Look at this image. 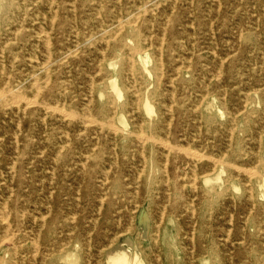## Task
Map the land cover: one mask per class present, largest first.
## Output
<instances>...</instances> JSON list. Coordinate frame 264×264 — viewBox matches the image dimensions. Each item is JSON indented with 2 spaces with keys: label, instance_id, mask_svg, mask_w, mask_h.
Masks as SVG:
<instances>
[{
  "label": "rangeland",
  "instance_id": "obj_1",
  "mask_svg": "<svg viewBox=\"0 0 264 264\" xmlns=\"http://www.w3.org/2000/svg\"><path fill=\"white\" fill-rule=\"evenodd\" d=\"M263 179L264 0H0V264H264Z\"/></svg>",
  "mask_w": 264,
  "mask_h": 264
},
{
  "label": "bare ground",
  "instance_id": "obj_2",
  "mask_svg": "<svg viewBox=\"0 0 264 264\" xmlns=\"http://www.w3.org/2000/svg\"><path fill=\"white\" fill-rule=\"evenodd\" d=\"M192 2V1H191ZM219 2V1H218ZM53 3V2H52ZM181 3V2H180ZM236 3H237V1H236ZM159 4V3H158ZM163 4V3H162ZM219 4V3H218ZM149 5V3L147 4V6ZM237 5V4H236ZM159 6V5H158ZM120 7V6H119ZM218 7V6H217ZM243 7H245V6H243ZM153 9V8H152ZM184 9V8H183ZM182 9V10H183ZM219 9V8H218ZM229 9V8H228ZM74 10H75V8H74ZM145 11V10H144ZM152 11V10H151ZM192 11V10H191ZM100 13V12H99ZM159 13V12H158ZM217 14V13H216ZM248 14V13H247ZM243 15V14H242ZM216 16V15H215ZM197 17V16H196ZM214 17V16H213ZM137 18V17H136ZM153 18V17H152ZM189 18V17H188ZM192 18V17H191ZM249 18V17H248ZM252 18V17H251ZM120 19V18H119ZM159 19V18H158ZM185 19H186V17H185ZM254 19V18H253ZM160 20V19H159ZM118 21V20H117ZM254 21V20H253ZM53 22H54V20H53ZM103 22V21H102ZM194 22V21H193ZM210 22V21H209ZM246 22V21H245ZM119 23V22H118ZM134 23V22H133ZM162 24V23H161ZM200 24V23H199ZM105 26V25H104ZM119 27H120V25H118ZM152 26V25H151ZM53 27V26H52ZM119 27H118V29H119ZM198 27V26H197ZM43 28V27H42ZM160 28V27H159ZM211 27H209V29H210ZM123 29V28H122ZM179 29V28H178ZM41 30V29H40ZM120 30H121V28H120ZM160 30H162V29H160ZM164 30H166V29H163V31ZM189 30V29H188ZM157 31V30H156ZM216 31V30H215ZM5 32V31H4ZM48 32V31H47ZM109 32V31H108ZM111 32V31H110ZM174 32V31H173ZM119 33V32H118ZM117 33V34H118ZM165 33V32H164ZM197 33V32H196ZM202 33V32H201ZM116 34V33H115ZM116 34V35H117ZM174 34V33H173ZM181 34V33H180ZM179 34V35H180ZM240 34V33H239ZM36 35V34H35ZM164 35V34H163ZM170 35V34H169ZM16 36V35H15ZM101 36H103V35H101ZM207 36V35H206ZM240 36V35H239ZM193 37V36H192ZM8 38V37H7ZM46 38H47V36H46ZM45 38V39H46ZM49 38V37H48ZM48 38H47V40H48ZM113 38V37H112ZM171 38V37H170ZM236 38V37H235ZM111 39V38H110ZM114 39V38H113ZM143 39V38H142ZM191 39V38H190ZM202 39V38H201ZM239 39V38H238ZM39 40V39H38ZM103 40V39H102ZM218 40V39H217ZM49 41H50V39H49ZM101 41V40H100ZM106 41V40H105ZM47 42V41H46ZM204 42V41H203ZM66 43V42H65ZM78 43V42H77ZM88 43V42H87ZM171 43V42H170ZM196 43H197V41H196ZM211 43V42H210ZM214 44H215V42H213ZM43 44V43H42ZM51 44V43H50ZM68 44V43H67ZM107 44V43H106ZM163 44V43H162ZM212 44V43H211ZM6 45V44H5ZM126 46V45H125ZM190 46V45H189ZM191 46H193L192 44H191ZM217 47V46H216ZM248 47V46H247ZM101 48V47H100ZM228 48V47H227ZM67 49V48H66ZM119 49V48H118ZM160 49V48H159ZM180 49V48H179ZM3 50V49H2ZM136 50V49H135ZM4 51V50H3ZM2 51V52H3ZM104 51V50H103ZM11 52V51H10ZM70 52V51H69ZM76 52L77 51H75L74 53L76 54ZM133 52H135V51H133ZM141 52V51H140ZM150 52V51H149ZM4 53V52H3ZM102 53V52H101ZM161 54H162V52H160ZM168 53H170V52H168ZM190 53V52H189ZM210 53H212V52H210ZM50 54V53H49ZM70 54V53H69ZM68 54V55H69ZM120 54V53H119ZM132 54V53H131ZM175 54V53H174ZM173 54V55H174ZM187 54V53H186ZM215 54V53H214ZM213 54V55H214ZM51 55V54H50ZM177 55V54H176ZM2 56V55H1ZM4 56V55H3ZM2 56V57H3ZM20 56V55H19ZM52 56V55H51ZM160 56V55H159ZM189 56V55H188ZM138 57H139V61H140V63H142V65H143V67L146 69V71L148 70V65H149V63L151 62L150 60V56L147 54V53H140V54H138ZM137 57V58H138ZM200 57V56H199ZM198 57V58H199ZM38 58V57H37ZM104 58V56L102 57V59ZM133 58V57H132ZM50 59V58H49ZM48 59V60H49ZM131 59V58H130ZM160 59V58H159ZM201 59V58H200ZM259 59V58H258ZM65 60V59H64ZM129 60V59H128ZM161 60V59H160ZM3 61V60H2ZM31 61V60H30ZM39 61V60H38ZM50 61V60H49ZM49 61H47L46 62V64L47 63H49ZM197 61V60H196ZM199 61V60H198ZM11 62V61H10ZM133 62V61H132ZM189 62V61H188ZM222 62V61H221ZM220 62V63H221ZM9 63V62H8ZM118 63V62H117ZM131 63V62H130ZM161 63V62H160ZM159 63V64H160ZM45 64V65H46ZM127 64V63H126ZM133 64V63H132ZM131 64V65H132ZM214 64V63H213ZM4 65V64H3ZM13 65V64H12ZM44 65V66H45ZM182 65V64H181ZM210 65H211V63H210ZM222 64H220L219 66H221ZM43 66V67H44ZM161 66V65H160ZM213 66V65H212ZM132 67V66H131ZM180 67V66H179ZM12 68V67H11ZM32 68V67H31ZM68 68V67H67ZM198 68V67H197ZM13 69V68H12ZM50 69V68H49ZM98 69H100V68H98ZM97 69V70H98ZM211 69V68H210ZM60 70V69H59ZM161 70V69H160ZM176 70V69H175ZM195 70V69H194ZM177 71V70H176ZM2 72V71H1ZM76 72V71H75ZM112 72V71H111ZM145 72V71H144ZM217 72V71H216ZM3 73V72H2ZM15 73V72H14ZM95 73V72H94ZM97 73H99V72H97ZM131 73V72H130ZM19 74V73H18ZM37 74V73H36ZM32 75V74H31ZM47 75V74H46ZM131 75V74H130ZM10 76V75H9ZM36 76V75H35ZM34 76V77H35ZM44 76V75H43ZM148 76V75H147ZM187 76V75H186ZM191 76V75H190ZM91 77V76H90ZM160 77V76H159ZM218 77V75L216 76V78ZM6 78V77H5ZM13 78V77H12ZM39 78V77H38ZM38 78H36V79H38ZM9 79V78H8ZM34 79V78H33ZM36 79H35V81H36ZM92 79V78H91ZM94 79V78H93ZM156 79H157V77H156ZM165 79V78H164ZM172 79V78H171ZM133 80V79H132ZM159 80H160V78H159ZM192 80V79H191ZM33 81V80H32ZM133 81H135V80H133ZM171 82H172V80H170ZM45 82H47V81H45ZM93 82V81H92ZM154 82H155V80H154ZM36 83V82H35ZM49 83V82H48ZM48 83H47V85H48ZM80 83V82H79ZM116 83V81L114 82V84ZM36 84H39V83H36ZM62 84V83H61ZM70 84V83H69ZM81 84V83H80ZM83 84V83H82ZM142 84V83H141ZM219 84V83H218ZM33 85H35L34 84V82H33ZM46 85V86H47ZM68 85V84H67ZM200 85V84H199ZM39 86V85H38ZM65 86V85H64ZM111 86V85H110ZM114 86V85H113ZM155 86V85H154ZM33 87V86H32ZM87 87V86H86ZM92 87H93V85H92ZM91 87V88H92ZM115 87V86H114ZM146 87V86H145ZM150 87V86H149ZM159 87V86H158ZM214 87V86H213ZM218 87V86H217ZM36 88V87H35ZM40 88H41V85H40ZM53 88V87H52ZM80 88V87H79ZM171 88V87H170ZM42 89V88H41ZM57 89V88H56ZM60 89V88H59ZM88 89V88H87ZM117 89V88H116ZM12 90V89H11ZM11 90H8V91H11ZM16 90V89H15ZM37 90H39V89H37ZM36 90V91H37ZM49 90V89H48ZM52 90V89H51ZM7 91V92H8ZM13 91V90H12ZM40 91V90H39ZM38 91V92H39ZM119 91V90H118ZM137 91V90H136ZM38 92H37V94H38ZM52 92V91H51ZM112 92H113V89H112ZM120 92V91H119ZM10 93V92H9ZM12 93H14V92H12ZM17 93V92H16ZM89 93H91V92H89ZM115 93V92H114ZM117 93V92H116ZM173 93V92H172ZM6 94V93H5ZM11 94V93H10ZM15 94V93H14ZM13 94V95H14ZM19 94V93H18ZM18 94H15V95H17L18 96ZM20 94H21V96H22V93L20 92ZM49 94V93H48ZM59 94H60V92H59ZM2 95H3V93H2ZM14 95V96H15ZM39 95V94H38ZM84 95V94H83ZM102 95V94H101ZM100 95V96H101ZM119 95V94H118ZM147 95V94H146ZM206 95V94H205ZM4 96V95H3ZM20 96V97H21ZM36 96V95H35ZM245 97V96H244ZM37 98V97H36ZM80 98V97H79ZM119 97H117V99H118ZM145 98V97H144ZM147 98V97H146ZM172 98H173V96H172ZM171 98V99H172ZM16 99H18V98H16ZM15 99V100H16ZM22 99V98H21ZM23 99H25L24 98V96H23ZM28 99V98H27ZM138 99V98H137ZM203 99H204V97H203ZM4 100V99H3ZM14 100V98H13V102L15 101ZM19 100V99H18ZM35 99H33V101H34ZM86 100V99H85ZM24 101V100H23ZM26 101V100H25ZM30 101H31V99H30ZM36 102H37V100H35ZM34 101V102H35ZM172 101H174V100H172ZM202 101V100H201ZM201 101H200V103H201ZM224 101V100H223ZM22 102V101H21ZM34 102H32V103H34ZM91 102V101H90ZM225 102V101H224ZM8 103V102H7ZM32 103H30V104H32ZM89 103V102H88ZM145 103V102H144ZM171 103V102H170ZM30 104H29V106H30ZM51 104V103H50ZM137 104V103H136ZM7 105V104H6ZM17 105V104H16ZM25 106H26V104H24ZM44 105H46V104H44ZM189 105V104H188ZM243 105V104H242ZM245 105H246V103H245ZM47 106V105H46ZM82 106V105H81ZM200 106V105H199ZM5 107V106H4ZM18 107H19V105H18ZM27 107V106H26ZM26 107H25V109H26ZM130 107V106H129ZM23 108V107H22ZM51 108V107H50ZM138 108V107H137ZM146 108H147V113L149 112H153V108H152V106H151V104H149V102L147 101V103H146ZM171 108V107H170ZM170 108H168V110H170ZM231 108V107H230ZM17 109H20V108H17ZM45 109V108H44ZM52 109V108H51ZM56 109V108H55ZM11 110H13V109H11ZM57 110V109H56ZM64 110H65V108H64ZM58 111H60V110H58ZM89 111V110H88ZM133 111V110H132ZM192 111V110H191ZM218 111V110H217ZM16 112V111H15ZM45 112V111H44ZM61 112V111H60ZM228 112V111H227ZM241 112V111H240ZM5 113V112H4ZM62 113H64V112H62ZM79 113V112H78ZM132 113V112H131ZM146 113V112H145ZM24 114H25V112H24ZM65 114V113H64ZM74 114H75V112H74ZM91 114V113H90ZM127 114V113H126ZM193 114V113H192ZM201 114V113H200ZM80 115V114H79ZM79 115H77V117L79 116ZM85 116H86V114H85ZM90 116V115H89ZM120 116V115H119ZM221 116V115H220ZM65 117V116H64ZM69 117H70V115H69ZM75 117H76V115H75ZM46 118V117H45ZM85 119H86V117H84ZM83 118V119H84ZM88 118V117H87ZM91 118V117H90ZM151 118V117H150ZM65 119V118H64ZM82 119V120H83ZM92 120H94L95 121V119H91V123H92ZM93 121V122H94ZM150 121V120H149ZM170 121V120H169ZM98 122V121H97ZM200 122V121H199ZM233 122H234V120H233ZM83 123L84 124H86V121L84 122L83 121ZM94 123H96V122H94ZM260 123H262V122H260ZM101 124H103V123H101ZM105 124V123H104ZM103 124V125H104ZM120 124V123H119ZM21 125V124H20ZM108 125H110V124H108ZM108 125H107V127H108ZM151 125V124H150ZM170 125V124H169ZM228 125V124H227ZM124 126V125H123ZM17 127H19V126H17ZM111 127V126H110ZM112 128V127H111ZM123 128V127H122ZM19 129V128H18ZM21 129V128H20ZM86 129V128H85ZM187 129V128H186ZM233 129V128H232ZM168 130V129H167ZM180 130V129H179ZM234 130V129H233ZM22 131V130H21ZM86 131V130H85ZM14 132H15V130H14ZM124 132V131H123ZM150 132V131H149ZM199 132H200V130H199ZM7 133V132H6ZM56 133V132H55ZM67 133V132H66ZM122 133V132H121ZM168 133H169V131H168ZM190 133V132H189ZM80 134V133H79ZM102 134V133H101ZM104 134V133H103ZM134 134V133H133ZM16 135V134H15ZM78 135V134H77ZM85 135V134H84ZM140 135H141V131H140ZM142 135H144V134H142ZM16 136H18V135H16ZM15 136V137H16ZM67 136V135H66ZM135 136V135H134ZM137 136V135H136ZM220 136V135H219ZM232 136V135H231ZM60 137V136H59ZM166 137H167V135H166ZM230 137V136H229ZM67 138V137H66ZM87 138V137H86ZM207 138V137H206ZM99 139V138H98ZM137 139H138V137H137ZM144 140L146 139V138H143ZM148 139V138H147ZM151 139H154V138H151ZM230 139V138H229ZM28 140V139H27ZM64 140V139H63ZM155 140V139H154ZM154 140H152V141H154ZM161 140V139H160ZM193 140V139H192ZM232 140V139H231ZM249 140V139H248ZM83 141H84V139H83ZM94 141V140H93ZM138 141V140H137ZM140 141V140H139ZM150 141V140H149ZM15 142L17 143V141L15 140ZM98 142V141H97ZM162 142V141H161ZM168 142V141H167ZM231 142V141H230ZM88 143H90L89 141H88ZM101 143V142H100ZM157 143V142H156ZM70 144V143H69ZM144 144V143H143ZM155 144V143H154ZM165 144H166V142H165ZM230 144V143H229ZM27 145V144H26ZM41 145V144H40ZM141 145H142V143H141ZM159 145V144H158ZM162 145V144H161ZM64 146V145H63ZM74 146V145H73ZM92 146V145H91ZM198 146V145H197ZM200 146V145H199ZM16 147V146H15ZM18 147V146H17ZM86 147H88V145L86 146ZM97 147V146H96ZM161 147V146H160ZM180 147V146H179ZM64 148V147H63ZM142 148V147H141ZM75 149V148H74ZM95 149V148H94ZM114 149V148H113ZM174 149V148H173ZM176 150H177V148H175ZM179 149V148H178ZM2 150V149H1ZM16 150V149H15ZM18 150V149H17ZM60 150H62V149H60ZM81 150V149H80ZM143 150V149H142ZM142 150H140V151H142ZM169 150V148L167 149V151ZM241 150V149H240ZM178 151V150H177ZM176 151V152H177ZM189 151V150H188ZM193 151V150H192ZM204 151V150H203ZM16 152V151H15ZM190 152V151H189ZM189 152H188V156H189ZM194 152V151H193ZM196 152V151H195ZM17 153V152H16ZM42 153V152H41ZM103 153V152H102ZM143 153V152H142ZM183 153V152H182ZM184 153H185V150H184ZM191 153V152H190ZM43 154V153H42ZM186 154H187V152H186ZM195 154V153H194ZM198 154V153H197ZM60 155V154H59ZM70 155V154H69ZM116 155V154H115ZM169 155V154H168ZM199 155V154H198ZM200 155H201V153H200ZM4 156V155H3ZM25 156V155H24ZM83 156V155H82ZM87 156V155H86ZM104 156V155H103ZM192 156V155H191ZM195 156V155H194ZM202 156H203V154H202ZM88 157V156H87ZM96 157V156H95ZM116 157V156H115ZM144 157V156H143ZM168 157V156H167ZM20 158V157H19ZM141 158H142V156H141ZM151 158V157H150ZM191 158V157H190ZM203 158V157H202ZM23 159V158H22ZM63 159V158H62ZM88 159V158H87ZM144 159H145V157H144ZM144 159H143V161H144ZM176 159V158H175ZM196 159V158H195ZM198 159V158H197ZM32 160V159H31ZM166 160H168V158L166 159ZM174 160V159H173ZM13 161V160H12ZM208 161H209V159H208ZM214 162V161H213ZM14 163V162H13ZM173 163V162H172ZM16 164V163H15ZM168 164V163H167ZM215 164H216V162H215ZM22 165V164H21ZM194 165V164H193ZM85 166V165H84ZM163 166H164V164H163ZM226 166V165H225ZM229 166H230V164H229ZM53 167V166H52ZM142 167V166H141ZM185 167V166H184ZM221 167V166H220ZM238 167V166H237ZM8 168V167H7ZM13 168V167H12ZM234 168V167H233ZM245 168V167H244ZM110 169V168H109ZM135 169V168H134ZM144 169V168H143ZM197 169V168H196ZM237 169V168H236ZM250 169V168H249ZM253 169V168H252ZM67 170V169H66ZM80 170V169H79ZM89 170V169H88ZM151 170V169H150ZM158 170V169H157ZM195 170V169H194ZM193 170V171H194ZM213 170V169H212ZM220 170V169H219ZM243 170V169H242ZM254 171H255V169H253ZM2 171V170H1ZM15 171V170H14ZM72 171V170H71ZM70 171V172H71ZM81 171V170H80ZM79 171V172H80ZM103 171V170H102ZM108 171V170H107ZM141 171V170H140ZM164 171H166V170H164ZM58 172V171H57ZM105 172V171H104ZM195 172V171H194ZM224 172V171H223ZM246 172V171H245ZM54 173V172H53ZM142 173V172H141ZM212 173V172H211ZM249 173H251V172H249ZM248 173V174H249ZM16 174V173H15ZM26 174V173H25ZM65 174L67 175V173L65 172ZM107 174V173H106ZM138 174V173H137ZM193 174V173H192ZM207 174V173H206ZM223 174V173H222ZM246 174V173H245ZM10 175H11V173H10ZM74 175V174H73ZM90 175V174H89ZM92 175V174H91ZM95 175V174H94ZM111 175V174H110ZM204 175V174H203ZM202 175V176H203ZM251 175V174H250ZM257 175H258V173H257ZM18 176V175H17ZM22 176V175H21ZM82 176V175H81ZM167 176V175H166ZM194 176V175H193ZM10 177H13V176H10ZM18 177H20V176H18ZM50 177V176H49ZM105 177V176H104ZM162 177V176H161ZM217 177V176H216ZM21 178V177H20ZM24 178V177H23ZM82 178V177H81ZM137 178H138V176H137ZM194 178H196V177H194ZM251 178V177H250ZM107 179V178H106ZM139 179V178H138ZM137 179V180H138ZM216 179H218V178H216ZM248 179H249V177H248ZM264 180V179H263ZM11 181V180H10ZM52 181V180H51ZM107 181V180H106ZM210 181V180H209ZM102 182V181H101ZM166 182H167V178H166ZM193 182V181H192ZM196 182V181H195ZM217 182V181H216ZM220 182V181H219ZM12 183V182H11ZM194 183V182H193ZM102 184H103V182H102ZM154 184H156V183H154ZM164 185V184H163ZM247 185V184H246ZM259 185V184H258ZM165 186H166V184H165ZM194 186V185H193ZM260 186V185H259ZM8 187V186H7ZM20 187V186H19ZM117 187H118V185H117ZM183 187V186H182ZM195 187V186H194ZM129 188V187H128ZM176 188V187H175ZM229 188V187H228ZM237 188V187H236ZM259 188V187H258ZM124 189V188H123ZM195 188H193V190H194ZM235 189V188H234ZM5 190V189H4ZM7 190V189H6ZM209 190V189H208ZM11 191V190H10ZM110 191V190H109ZM210 191V190H209ZM137 192V191H136ZM207 192V191H206ZM235 193V192H234ZM13 194V193H12ZM42 194V193H41ZM114 194V193H113ZM11 196V195H10ZM38 196V195H37ZM66 196V195H65ZM8 198V197H7ZM100 198H102V196L100 197ZM77 199H79V198H77ZM8 200H10V199H8ZM17 200V199H16ZM20 200H22V199H20ZM26 200V199H25ZM101 200V199H100ZM102 201V200H101ZM130 201V200H129ZM191 201H192V199H191ZM17 202H18V200H17ZM17 202H16V207H17ZM7 203V202H6ZM25 203V202H24ZM28 203V202H27ZM129 203V202H128ZM8 204V203H7ZM6 204V205H7ZM5 205V204H4ZM134 205V204H133ZM5 207V206H4ZM174 207H175V205H174ZM99 208V207H98ZM11 210V209H10ZM251 211V210H250ZM2 212V211H1ZM7 212V211H6ZM4 213V212H3ZM145 213V212H144ZM10 214V213H9ZM23 214V213H22ZM22 214H21V216H22ZM40 214V213H39ZM146 214V213H145ZM1 215V214H0ZM18 215H20V214H18ZM18 215H16V216H18ZM24 215V214H23ZM25 216V215H24ZM145 216V215H144ZM232 216V215H231ZM8 217V216H7ZM23 217V216H22ZM35 217V216H34ZM73 217V216H72ZM138 217V216H137ZM2 218H3V216H2ZM1 218V219H2ZM21 218V217H20ZM139 218V217H138ZM4 219V218H3ZM22 219V218H21ZM42 219V218H41ZM85 219V218H84ZM119 219V218H118ZM146 219V216L145 217H143V220H145ZM9 220V219H8ZM230 220V219H229ZM24 221V220H23ZM66 221V220H65ZM140 221V220H139ZM146 221H147V219H146ZM7 222V221H6ZM18 222V221H17ZM45 222V221H44ZM117 222H118V220H117ZM143 222V221H142ZM141 222V223H142ZM161 221H159V223H160ZM252 222H254V221H252ZM35 223V222H34ZM65 223V222H64ZM44 224V223H43ZM60 225V224H59ZM146 226H147V224H146ZM150 226V225H149ZM148 227V226H147ZM4 228V227H3ZM12 228V227H11ZM225 228V227H224ZM43 229V228H42ZM158 229V228H157ZM10 231V230H9ZM127 231V230H126ZM145 231V230H144ZM147 231V230H146ZM7 232V231H6ZM148 232V231H147ZM21 233V232H20ZM7 234H8V232H7ZM14 234V233H13ZM118 234V233H117ZM9 235V234H8ZM74 235V234H73ZM30 236V235H29ZM145 236V235H144ZM122 237V236H121ZM8 238V237H7ZM3 239V238H2ZM9 239V238H8ZM51 239V238H50ZM127 239V242L132 246V248L133 249H131V250H128V249H119V251L117 252V254L115 255V256H110V259H111V261H112V263L113 264H143L142 263V261H141V259H140V257H139V252H137L136 251V249H135V245H134V242L132 241V239L131 238H126ZM143 239V238H142ZM191 239V238H190ZM35 245H36V243H34ZM38 244V243H37ZM39 245V244H38ZM264 245V244H263ZM15 247V246H14ZM17 248V247H16ZM130 248V247H129ZM38 249V248H37ZM61 250V249H60ZM40 251V250H39ZM37 252V251H36ZM33 255V254H32ZM34 261H36V260H34ZM36 264V263H35Z\"/></svg>",
  "mask_w": 264,
  "mask_h": 264
}]
</instances>
